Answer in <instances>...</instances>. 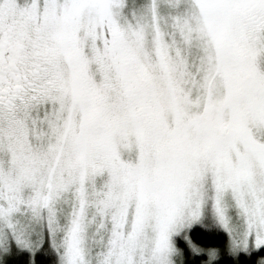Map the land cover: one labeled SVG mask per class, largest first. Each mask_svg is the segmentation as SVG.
<instances>
[{
    "label": "snow or ice",
    "instance_id": "1",
    "mask_svg": "<svg viewBox=\"0 0 264 264\" xmlns=\"http://www.w3.org/2000/svg\"><path fill=\"white\" fill-rule=\"evenodd\" d=\"M0 264H264V0H0Z\"/></svg>",
    "mask_w": 264,
    "mask_h": 264
}]
</instances>
